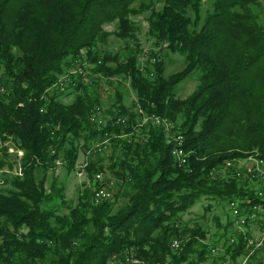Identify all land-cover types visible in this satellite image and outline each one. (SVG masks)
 <instances>
[{"label":"trees","instance_id":"1","mask_svg":"<svg viewBox=\"0 0 264 264\" xmlns=\"http://www.w3.org/2000/svg\"><path fill=\"white\" fill-rule=\"evenodd\" d=\"M259 4L212 0L203 14L202 0H0V138L22 150L21 174L0 177L8 185L0 187V264H112L114 255L143 264H204L226 230L212 239L183 214L204 198L222 205L250 193L225 162L264 158ZM145 10L147 34L159 50L183 57L180 71L166 76L152 50L138 61L130 16ZM111 23L117 37L133 41L123 52L98 49L110 35L103 26ZM76 64L86 77H72L60 93L47 91ZM193 75L196 88L177 97L176 86ZM102 78L109 85L128 80L135 102L126 105L115 87L104 109ZM96 108L125 121L92 123ZM146 115L167 119L183 136L184 164L172 155L163 126L144 121ZM105 139V149L113 147L107 168L117 181L114 197L126 196L123 205L95 204L86 187L74 204L63 183L52 179L45 187L57 161L71 173L81 147ZM1 151L0 167L12 166L6 148ZM102 151L87 161L89 178L103 169ZM213 220L221 226L218 216ZM174 238L180 239L175 252Z\"/></svg>","mask_w":264,"mask_h":264},{"label":"built area","instance_id":"2","mask_svg":"<svg viewBox=\"0 0 264 264\" xmlns=\"http://www.w3.org/2000/svg\"><path fill=\"white\" fill-rule=\"evenodd\" d=\"M141 61V57H138ZM86 77L85 70L79 65L68 73L63 74L51 85L47 91L60 93L65 91V85L72 77ZM2 90V89H1ZM144 121H150L152 124L163 126L168 140L172 142L171 153L180 162L184 164L187 159V152L182 147L183 136L180 133L172 132L167 119L149 115L143 118ZM90 121L97 125H103L108 122L101 110L96 108L90 116ZM116 123H123L125 120L117 116ZM134 142L138 138H134ZM108 139L101 142H94V152H101L106 148ZM21 153V152H19ZM90 154V150H85ZM92 153V154H93ZM22 155V154H21ZM243 161L239 166L237 162ZM87 166V160L78 164L79 173L82 174ZM225 168H233V173L238 179L246 181L250 187L247 194L239 198H231L222 204L223 208L229 212L231 222L226 230V235L222 238V243L217 242L212 246L209 258L204 264H264V158L257 155L240 156L233 161H226ZM111 180H107L102 172L93 174L92 201L95 204L112 200L115 194V186ZM239 240L241 242H239ZM220 241V240H219ZM242 244L243 249L239 253L238 246ZM180 248V241L174 238L170 242V249L176 251ZM239 253L236 254L235 253ZM119 255L112 257V264H143L139 259L131 256Z\"/></svg>","mask_w":264,"mask_h":264},{"label":"rangeland","instance_id":"3","mask_svg":"<svg viewBox=\"0 0 264 264\" xmlns=\"http://www.w3.org/2000/svg\"><path fill=\"white\" fill-rule=\"evenodd\" d=\"M259 5L254 7V10L258 13L260 20L262 23H264V2L262 0H259ZM138 2L133 3L132 5L134 7L138 6ZM212 0H202V8L201 11L204 14L206 10L212 9ZM156 7H159V5H156ZM149 10H145L137 15H131L130 19L135 24V37L136 41L138 42V46L140 51L141 60H144L148 57V52L150 50L157 52L156 56L164 62V74L167 76L169 74H172L174 72L180 71L184 68L185 62L183 60V57L178 54L177 52H169L165 49L159 50L158 46H155L153 44V40L149 37L147 34L148 31V22L147 17L149 15ZM103 28L106 31L110 32V35L107 38V41L104 44H99L98 49L102 51H110V52H123V48L126 45L132 46L133 41L132 40H124L119 37H117L113 32L116 30V23L106 24L103 26ZM157 58V59H158ZM85 67V66H84ZM86 70V69H85ZM87 75V73H86ZM196 75L189 76L185 78L182 82H180L176 88L174 89V92L177 97L179 98H185L188 96L193 90L196 88L198 82L195 78ZM112 81V80H110ZM113 82V81H112ZM120 82V85H115L116 83H113L109 85L107 80L105 78L101 79V82L99 83V91L102 95V107L106 109L109 104L112 101V96L115 92V87H118V89L121 91L123 96V102L126 105H132L133 102L136 100V95L132 88L129 85L128 80H118ZM73 98L72 95H64L62 96V100L64 102H69ZM105 118H111V117H117V115H109V114H103ZM6 148L8 161L11 163L12 166L4 165L3 167H0V177H9V176H15L21 174V166H20V159L22 157V150L20 148L15 147L12 141L8 140H2L0 138V155L2 154V149ZM85 150H90V154H86ZM113 150V147L111 146L108 149L103 150V153H100L98 157L102 158V164L103 169L99 170L97 172H102L107 178V180L113 181L115 184L117 181H115V178L110 174L109 169L107 168L109 165L108 158L111 155ZM21 152V153H19ZM94 152L93 144H89V147H81L79 151L78 160L75 166L74 171L71 173L66 172L63 165L60 161H57V167L53 171H49L47 174V180L45 182V187H48L49 182L52 179L57 180L59 183H63L65 187V193L64 197L67 200L72 201L74 204L77 202V198L81 192V190L86 187L88 189L92 188L93 185V175L92 178H89L85 171L80 174L78 164L83 162L84 160L87 161H94L97 159V154L95 153L93 156L91 154ZM115 155L119 154V149H117L114 152ZM239 166H242L244 164L243 161L237 162ZM96 173V172H95ZM8 185L5 184V182L0 181V187H7ZM115 186V185H114ZM113 186V189H114ZM117 188L115 186V192ZM113 201H115V207H119L123 205L127 198L126 196H123L122 194H119L116 198V196L112 198ZM111 201V200H110ZM208 205V206H207ZM208 210H207V209ZM213 216H218L219 222L221 223V226H217L215 221L213 220ZM182 219L184 222L189 223L192 225L193 223H199L204 230L208 232V235L210 238L214 239L217 238L218 234H221L223 231L228 230V226L231 222V218L229 217V212L223 208L221 204L215 203L213 200L210 199H201L198 202H196L189 210L183 214ZM180 241V239H179ZM219 243H222L223 239L220 238L219 240H216ZM175 252V251H173Z\"/></svg>","mask_w":264,"mask_h":264}]
</instances>
